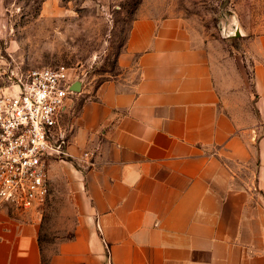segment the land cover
I'll return each mask as SVG.
<instances>
[{
  "label": "crops",
  "instance_id": "1",
  "mask_svg": "<svg viewBox=\"0 0 264 264\" xmlns=\"http://www.w3.org/2000/svg\"><path fill=\"white\" fill-rule=\"evenodd\" d=\"M255 45L245 124L184 24L135 20L117 57L135 78L60 111L80 179L71 235L44 260L42 208L1 205L0 264H264V35Z\"/></svg>",
  "mask_w": 264,
  "mask_h": 264
},
{
  "label": "rangeland",
  "instance_id": "2",
  "mask_svg": "<svg viewBox=\"0 0 264 264\" xmlns=\"http://www.w3.org/2000/svg\"><path fill=\"white\" fill-rule=\"evenodd\" d=\"M141 17L184 24L206 50L225 92L233 93L230 113L252 123L245 88L255 42L264 35V0H0V91L14 93L30 69L58 64L70 67L79 82L74 101L119 76L132 81L134 71L120 69L117 57ZM66 158L58 159L56 180L49 179V195L39 206L44 260L55 241L71 235L80 201L73 189L80 179Z\"/></svg>",
  "mask_w": 264,
  "mask_h": 264
},
{
  "label": "built area",
  "instance_id": "3",
  "mask_svg": "<svg viewBox=\"0 0 264 264\" xmlns=\"http://www.w3.org/2000/svg\"><path fill=\"white\" fill-rule=\"evenodd\" d=\"M73 77L64 64L33 68L16 92L0 91V206L38 207L49 195L50 161L68 156L60 111Z\"/></svg>",
  "mask_w": 264,
  "mask_h": 264
},
{
  "label": "water",
  "instance_id": "4",
  "mask_svg": "<svg viewBox=\"0 0 264 264\" xmlns=\"http://www.w3.org/2000/svg\"><path fill=\"white\" fill-rule=\"evenodd\" d=\"M79 89V82H74V84L71 86V90L77 91Z\"/></svg>",
  "mask_w": 264,
  "mask_h": 264
},
{
  "label": "trees",
  "instance_id": "5",
  "mask_svg": "<svg viewBox=\"0 0 264 264\" xmlns=\"http://www.w3.org/2000/svg\"><path fill=\"white\" fill-rule=\"evenodd\" d=\"M259 135V134H258ZM258 135H257V137H258ZM45 263V262H44Z\"/></svg>",
  "mask_w": 264,
  "mask_h": 264
}]
</instances>
